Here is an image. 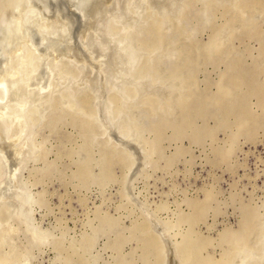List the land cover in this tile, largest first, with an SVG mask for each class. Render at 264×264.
<instances>
[{"label":"rangeland","instance_id":"rangeland-1","mask_svg":"<svg viewBox=\"0 0 264 264\" xmlns=\"http://www.w3.org/2000/svg\"><path fill=\"white\" fill-rule=\"evenodd\" d=\"M6 1L0 0V3H2L0 4V6L3 5V2ZM10 1L12 4L10 6H12L13 8L8 5L9 4L8 1L5 3V4L8 3L7 7L6 5L5 6L3 5L4 7H6L5 9L9 8L8 10H5L3 6L2 8L0 7V11L1 9L2 10L4 9L3 13L0 12L1 13L0 23L4 22V24L2 23L0 24L1 27L0 29L2 30V31L0 30V37H1L0 41H3L4 43L7 40L5 44L0 42V48L1 45L2 48L5 47L4 48L5 50L3 52L1 48L0 53L3 54L5 52L4 55L7 56V52H9L7 56L8 58L6 57L4 58L6 59V62L9 63L7 64L9 66L16 61L18 65L16 63H13L12 65L14 66L17 65L22 68V64L26 63L25 65H23L24 69L22 68V70L24 73L25 72L27 73L28 70V72L30 71L29 72L30 74L32 73V71L33 72L35 71V67H37V63L35 61V58L33 57V54L31 55V52H29L30 51L29 47H25L26 45L23 44L25 43V41L23 40H25V38L27 37L25 36V34L29 35L28 33L34 30L35 26L36 29H39L40 32H42L46 36V38H48L47 40H49V38L50 40L51 39L53 40L54 38L59 37L58 36L59 31H62L59 33L60 36L61 35L63 36V32L65 34H68L69 32L73 34L72 30L74 28L73 27L74 24L71 16H69L68 12H66L67 10L69 12L78 11L79 8L77 10L73 8H76L77 6L79 7L80 5V9H83V12H85L87 17L95 19L98 18L99 15L101 14L100 15L101 17H99V19H96L92 29L95 31L94 28L98 27L97 24L100 25L103 21L105 25L108 23L107 24L108 26H105L104 24L100 25L99 26L100 29L98 28V30L101 32L105 30L103 26L105 28L110 27V30L106 29L105 31H103V32L108 31V33H106L107 34L106 37L110 39L115 35L118 37L125 35V32H123L122 30L121 32L124 34H121L120 32L119 23H121L120 22L121 16L120 13H117L118 10L116 11V9H114L115 7L116 8L120 7L119 10H121L123 13H126L125 11L128 10L127 14L125 15H128L129 13L128 16L129 18L133 17L134 16L133 14H136L135 12H138V10L143 11V9H141L143 5L144 7H146V10H148V8L150 7H153L155 9L154 13L156 15L153 13L154 10L153 8L152 9L150 8L151 11H149L150 9L148 10L150 13L149 15H147L148 13L146 12V10H144L143 12L144 13L146 12L147 14L145 13L144 15L142 12L141 14L143 15L139 14L141 15L140 17L135 16V19H137L136 20L137 22L136 21L135 22L138 23L139 20L141 21L147 20V21L145 23L143 22L141 23L139 21L140 24H138L137 30L134 28L135 29V30L133 29L134 33L130 31L129 32L130 35H128V37L126 35V39H127L126 41L128 42V40H130L128 43L130 44L131 48L137 47L136 48L137 50L134 48L133 49L136 50V52L138 51L137 55H139L138 60L140 62L138 61L137 63L138 66L135 67L136 69L134 68L135 70L132 71V73L134 72L133 75L132 73L130 74L132 78L130 76L127 77V78L130 77L129 79H132L130 80L132 83L128 79L127 80L128 82L125 85L129 87V85L135 83V81L138 82L152 81V82H148L147 87L145 86L139 88L140 90H142L143 88V90L140 92L139 89L135 87V84H133L134 86L132 85L129 88L125 86V88L129 90V92L126 89L125 91L128 93L124 91V95L128 94L129 95V96L127 95L128 97L123 96L122 98H119V95L116 92H115L116 94L114 92L110 93V96L112 98L111 100L113 101L112 105L114 104L113 107L116 108L112 107L111 109L112 111L111 113L113 114L111 116H113L114 119H111L113 117L110 116L111 117L110 120L111 122L114 121V123H111L113 126L111 124L109 125L110 127L108 126L109 129L107 125H105L109 123L104 121V119L96 121L97 118L101 119L102 116L99 113L98 106L97 105H96L97 107L94 106L96 103H98L97 95H96L97 93L96 91H94V88L86 86L85 88L77 89L73 87L74 83H72L71 80H73L74 82L78 81L76 79L77 78L80 79L79 76L80 74H82V70H83V74L81 75L82 78L85 74L84 73L85 69H79L80 67L79 68L75 67L76 65L71 62H68L66 58H65L66 60L63 58L59 60V62L57 63L58 67H55V72L57 71L56 75L58 77L59 74H60V78L64 79L65 77L64 80L67 82V84L69 83L71 85L70 88L72 89H70L68 87L70 85L69 84L67 85L65 82L67 87L65 85V88L61 87V90L59 91H58L59 87L58 88L55 87L56 89L53 88L54 90L52 91L39 94L38 97L34 92L28 94V100L30 104L28 105V110H27L28 112L26 111V116H27L26 118L28 121L29 140L31 142L28 140L29 142L27 145L29 149L27 147L25 149L26 152L28 153H25L24 151L23 155H25V157L22 156L23 159L24 158L27 159L26 160L21 159V164H20L21 171L18 172L19 174L15 181L17 183L15 184L16 190H19L20 193L19 191L15 192L14 189L16 195H14L13 192V196L17 200L13 198V196L9 198L8 195L11 196L12 192L7 195H4L5 193L1 194L4 195V197L1 196L2 201L5 200L7 201V202L5 201L4 203L2 202V204L0 202L1 204L0 205L1 207L0 262L2 260L1 258L5 260L3 261L4 263L1 262L2 264H117V263L118 264H165L167 258L166 254L168 253V245L170 246L172 245L173 248L175 246H176L175 248H178L177 245L180 246L182 239H184L185 235L186 237L184 241L186 242L188 240L186 239L188 236L187 231L190 230V232H192L193 225H195L194 231L198 230L196 231V233L198 232V234H196L193 231L192 235L189 234L190 236L188 237H190L193 240H196L194 236H197L196 237L197 240L200 238V241L206 239L205 242L208 244V246H206V248L204 246L202 250H200L202 253L201 252L199 253H201L204 256L208 254L209 257L210 255L211 256L213 255L212 256L213 259H218L221 256L220 254L226 253L227 251L230 250L232 244L230 245L228 241L222 239L224 238L223 237L224 235L226 236L225 233L229 231L228 233L232 232L231 234H233L235 232L234 234H236V231L237 233L240 232L241 230L239 231V229H241L242 226L246 223L249 226L252 225L251 233L254 232L252 234L250 233L247 236V239L250 238L249 244L257 245V246L249 245V247L250 248L252 247V249L254 248L257 250L259 246L262 245L263 242L261 240L264 239L263 238L264 234L262 232V230H264L263 228L264 227L263 226L264 224V104H263L264 94H262L261 96L254 95L251 92L252 90L251 86L257 84L258 85L264 84V13H263L264 10L263 12H260V9L258 10L257 8H254L257 10H252L253 12L251 10L250 12L246 11L247 13L244 12L247 15L243 14V16H245L246 18L243 17L244 19L242 18V20L249 19L248 21H250L252 25L256 26L254 27L252 25L251 26L249 25L248 28L247 27L245 28V24L244 22H242V20L240 23L237 22L236 20H233L236 16H234L233 19H231L232 18L231 16L236 14L234 7H232L234 4V2H231L232 0L229 2L228 0L227 1L224 0H202V1L173 0L172 1L171 0L169 5L171 4V6L174 7L172 8L174 9V11L169 9V7H166V9L164 8L162 9V7L157 6L153 1L151 2V0L148 1L144 0L145 2L141 0L142 2H138V3L137 1L140 0H135L134 2H132V0H128V2L126 1V3L125 0L123 1L116 0V4L115 2L113 3L115 7L112 4L113 8L112 6L111 8H109L110 6L105 7L103 5L102 0H89V1L77 0L78 4L76 3L77 5L76 7H74L75 3L73 2V0H71V2L70 0H64L65 2L67 1L66 3L62 2L63 0H59L60 2L59 1L57 2V0H55L56 5L52 0H49L48 2L47 0L46 1L38 0V2L36 0H33L34 2L32 0L31 1L20 0V2L19 0H14L15 3L17 2V4H19L17 5L19 7H16L15 3H13L14 2L13 0ZM44 1L47 3H45ZM51 1L52 3L49 5V2ZM31 2H33L32 3L33 5H31ZM41 3L42 4L44 3L43 4L44 6ZM60 3L64 9L60 5ZM70 3L71 4L73 3L72 5L74 6L70 5ZM118 3L121 5H118ZM130 3H134V4L136 3L135 5L132 4V6H134V9L133 7H130L131 6ZM141 3L143 4L141 5ZM66 4L67 6H65ZM29 5H31L30 8H28ZM59 6H61V9L65 13L62 12L61 9H59L60 8ZM175 6H177V8ZM25 7L27 10L24 9ZM46 7L48 9H46ZM14 8H16V10ZM36 8L41 13L35 10ZM20 9L22 10V12H20ZM23 9L26 11H23ZM129 9H133L134 11L130 12ZM163 10L167 11V14H165ZM10 11L13 13H11ZM15 11L19 12L20 14L16 13ZM111 11H114L112 12L113 14L110 13ZM230 11L232 12L234 11L235 14L234 12L232 13ZM7 12H10V14ZM56 12L58 13L60 12V13L57 14ZM6 13L7 15L9 14L7 16L8 19L6 18ZM95 13L97 16L95 15ZM4 14L5 17H3ZM18 14L20 15V17ZM106 14L109 17H111L110 19L113 22L109 20V17L106 16ZM111 14L114 16L116 15L118 21L119 20L120 21L114 22L113 19L117 20V18H115L116 16L115 17L111 16ZM10 15H12L13 17ZM42 15L45 17H43ZM46 18L50 20L49 23ZM65 18L67 19L65 20ZM105 19L107 20V22L105 21ZM230 19L232 20L233 23L231 22ZM37 20H39L40 22L42 20L44 22L46 21L48 27L45 23L42 24L43 21L40 23L39 21L37 22ZM69 20L71 21L69 22ZM101 20L103 21L100 23ZM32 21L36 25L30 27L33 24ZM64 21L66 23L67 22L69 23V24L67 23L68 26L66 25V23L65 26H63ZM17 22L19 23L17 24ZM61 22L62 24L56 25V23H61ZM236 22L238 24L233 25ZM226 23H229L230 27L228 26L229 24ZM51 24L55 25L56 28L53 25L52 26L54 28L50 27L49 25ZM59 25L63 27L64 31L60 30V27H58ZM69 25H71L73 28L70 27ZM114 25L117 27H115ZM135 25L133 27H136ZM224 25H226L227 27H225ZM238 25L240 26V28H238L239 27ZM67 27L70 29V31H68L69 29ZM149 27L150 28L153 27L155 29L158 28L159 33L158 34L153 33ZM22 28L25 29L24 30L25 34L22 33L23 32ZM112 29L113 31H115V33L112 32ZM27 30H29V32ZM236 31L239 33H237ZM19 32H21L22 34ZM118 32L120 33L121 36L118 34ZM251 32H253V34H251ZM10 33L12 37L14 36L13 39L9 35ZM15 33H17V35ZM102 33H100L101 35L98 38L99 41L96 39L97 42H95L96 40H94V44H95L94 47H97L96 46L97 44L98 45L101 44L100 45L101 50L102 53L104 54L107 52L105 48L107 42L105 41V39L106 40L109 39L105 38L104 36L105 33L104 35ZM232 33H234L235 35L234 34L232 35ZM72 34L70 35L69 33L66 36L69 37L70 35L71 37ZM156 35H158V37L160 35L159 37L160 39H157L158 37ZM219 35L224 37L225 39L220 37ZM62 36L60 38H57L55 41L54 40L53 41L56 43L58 40L57 44L62 43L63 42L62 40L64 39L65 35L63 36V38ZM101 36L102 38L104 37L102 40L100 39ZM228 36L231 37L229 38ZM18 37H22V39H19ZM115 37L112 39H115ZM2 38L3 39L9 38V39L3 40ZM161 38L163 39L161 40ZM218 39L220 41H218ZM9 40L14 46H12L9 43L10 42ZM213 40L215 42H213ZM13 42H16L18 44H14ZM19 42H22L21 44H23V46H21ZM218 42H221L224 46H222V44ZM197 44L198 46H196ZM19 46H21V48ZM100 46L98 48H100ZM15 47L20 48L17 49V52H15V54L17 53L16 55L14 54L13 51V49L16 50ZM6 48H8L7 49L8 51L6 50ZM146 48L149 49L147 50L148 52L146 51ZM189 48L191 50L192 49L194 50H192L190 53ZM196 48L198 49L195 51ZM216 48H220L222 54H219L220 51L219 49L218 51H216L217 50ZM187 49H189L188 53H185L187 52ZM213 50H215L217 53L215 54ZM227 50L229 53L227 52ZM10 51L11 52L13 51L12 55ZM211 51H213L214 53L213 55L210 54L212 53ZM26 52L28 55L26 54ZM198 53H200L201 55H199ZM186 54H188L187 57ZM208 54L210 55L208 56ZM229 54H231L232 56H229ZM29 55L31 57H29ZM11 56L16 57L17 59L15 58L14 60V58ZM208 57L210 58L208 59ZM232 57H235V60L237 62L238 60L241 59L239 65L237 62H235L234 58ZM19 58H23L24 60H26V62L23 61V59L22 61H20ZM186 58L188 61L186 60ZM191 58L192 59L195 58V59L191 60ZM184 59L187 62L191 61L190 62L191 66H188L190 65V63L187 62L185 63ZM29 60H31L32 62L31 61L29 62ZM49 61L51 62L50 59L46 60V62L45 59H43L40 60L39 63L40 64L49 63ZM192 62L195 64H193ZM27 63L29 66L27 65ZM234 63L235 65H233ZM240 63H242V65ZM9 66H7V68ZM147 66L150 67L152 70ZM240 66L241 67L243 66L242 68H245V70L242 69ZM234 69H236V71ZM76 70L78 71L76 72ZM108 70L109 72L113 71V73L120 72V68L117 65L112 66V68ZM144 70L147 72H145ZM227 70H229V72ZM247 70L249 74L247 73ZM176 71L179 72L180 74L177 75L178 73L176 74ZM252 72L255 73V77ZM75 74L77 77L75 76ZM150 74L152 77L150 76ZM170 74H172V76H170ZM182 74L185 77H183ZM239 74H244V75L248 74L254 78L251 79V77L248 76V80H247L249 81L248 84L245 83L244 85L240 86L238 88L239 91L237 89L235 91L233 90L232 92L234 93L232 94L234 98L232 97L231 98L232 100L230 99L229 101L230 103H232L234 99H236L237 97L238 98L241 97L240 98L241 100L237 98V101L238 103L240 102V105L242 104V108L246 109L245 111L246 113L235 114L234 112H230V111L229 113L228 109H225V107H222L220 105L219 107L218 105H216L217 108L216 109L214 106L215 104H213L209 100H207L208 102L206 101L207 106L206 105L204 106L205 102H203L202 100H204L205 97L206 98L212 97L214 93L217 92V85L219 82H221V79L223 80L229 79ZM117 75H119V73ZM174 75H176L177 77ZM188 75L190 76L192 75L191 77L193 78L189 77L188 79ZM134 76H135V80H133ZM143 76L145 77L144 78L145 80L141 78ZM169 77L172 79H170ZM140 78L142 81L139 80ZM190 78L191 81H193L191 83L193 85L186 83V81L190 82ZM68 79L71 81V83ZM184 81L185 83H183ZM179 83L181 85L187 84V87L185 85L179 87L180 85ZM66 88L68 89L65 90ZM150 88H152V90ZM183 89L184 90L192 89L191 92L197 90L196 91L197 93L195 92V95L198 96H195L192 93V97H191L192 100L190 101L189 99V101L186 104L188 106V109H190L189 111L188 110L185 111L183 109L177 110L178 107L173 106L175 99H179V95L181 94ZM153 90H155L156 93L155 92L153 93ZM135 91L137 92L136 94L134 93L135 96H133L134 94L132 93ZM247 92L249 94H247ZM33 94H35V97H37L38 100L35 97L34 98L32 97V99L34 100L30 99V97L33 96ZM84 94H89L88 96H84V98L88 97L87 104L83 103L84 98L82 95ZM116 95L118 96L115 99H113V97ZM130 95L131 97H133V99L130 97ZM127 98H129V100H127ZM145 98H147L148 100ZM173 99L174 101H172L171 103V100ZM126 100L127 102L128 101L129 102L125 103ZM35 101L38 102L39 104L36 103ZM120 102L123 103L120 104ZM189 103L191 105H189ZM196 103H198L197 106L200 103L201 104L199 105L200 107L195 106ZM234 103L236 102H233V104ZM36 104H38L39 106ZM128 104L131 105L128 106ZM167 104L168 106L169 104H171L170 107H166L165 105ZM247 104H249V107ZM31 105L34 106L32 107ZM35 105L37 106V108ZM208 105H210V107ZM68 107L69 108L72 107V108L68 109ZM76 108L78 110H76ZM82 108L85 109V111L83 110L84 112L81 111ZM125 108L128 109L126 110ZM168 108L171 109L168 110ZM222 108H224L225 111H223ZM182 110L183 112H181ZM203 110L204 112L205 110L207 111L209 110V111L204 113ZM221 110L222 113L220 112ZM185 112L186 114L184 115ZM199 112L200 114H198ZM194 113L195 114L197 113L198 115H195ZM97 115L99 116L97 117ZM223 116L225 118H223ZM239 116L243 118L245 123L248 122L250 123L251 119H253L252 123L254 121L256 123L257 122L259 123H257L258 124L257 125L254 122L255 125L257 126H255L254 123L247 124L245 126V129H241L239 130V132H237L236 128L238 129V127L236 125L238 124L240 118ZM250 116L251 118H249ZM132 117H134V119ZM257 117L259 118V121H257L258 119L255 120V118ZM233 118L235 121H233ZM34 119H36V121H34ZM83 119L86 120V122H88L89 120L91 121L86 124V122L84 123ZM124 120L126 121L123 122ZM184 120L186 121L184 122ZM246 120H248V122H246ZM222 122L224 123L223 126L221 125ZM99 124H101L102 126H100ZM2 126L4 125L0 123V127L4 129V127ZM111 126L113 128V131L111 130L112 129ZM190 126H193V128H191ZM84 127L86 128L84 129ZM157 127L158 129L162 127L159 133L161 136H163V138L161 137L160 138L161 142L158 141L159 143L157 142L156 143L157 145L154 144L155 147H153L154 146L153 142H155L156 135H158L157 132L158 129H155ZM1 128H0V132L2 133ZM127 129L129 130L127 131ZM130 130L132 131L130 132ZM235 131L237 132L238 135L236 134ZM87 132L91 134L87 135ZM1 133H0L1 135L0 139L2 137ZM99 134H101L102 136ZM113 134L115 135L118 134L117 136L119 137V142L117 141L118 147L116 145V141H114L115 143L112 141L113 145H115V148H113V145H111L112 144V142H110L111 140H108L109 138H111L112 140H116L114 137L115 135L113 136ZM79 135L83 138H81ZM121 136L124 140L121 138ZM231 137L233 138L232 140ZM235 137L237 138L234 139ZM89 139L91 142L89 141ZM1 141L2 139L0 140V144H2ZM121 143H123V145ZM104 144H106L105 147L109 148V150H111L112 152L111 151L109 152V150L104 147ZM119 144L121 147L119 146ZM228 144L233 145V146L230 145L232 146L230 149L231 151L228 148L229 147ZM227 150L229 151L227 152ZM70 152L71 154L69 155ZM104 153L106 154L107 157L104 155ZM227 153H230L228 154L229 156L227 155ZM1 154H0V158L3 159L2 157L3 155L1 156ZM121 156L122 158L124 157L126 161L122 160ZM120 160L122 161V163L125 164L120 163L119 162ZM0 162L3 163V164L1 163L2 165H0V171L3 172L2 170L4 168V162L3 160H1ZM132 164L133 165L135 164L136 166L134 165L135 166L134 167ZM82 167L85 168V170L87 171L85 173L86 175L82 174L83 172ZM80 169H82V171ZM134 169H137L138 172H136ZM128 172L130 173L128 174ZM2 174L0 173V175ZM118 175L119 177H117ZM2 176L0 177V183L4 179ZM121 176L124 178H122ZM130 177L132 178V180ZM125 179H127L128 181H126ZM130 183L132 184L131 185L132 188L131 186H129ZM20 184L21 186L17 187ZM2 186L5 187V184H3ZM3 187L1 190L4 192ZM7 189L10 192L12 188L10 189L7 188ZM7 189H5V192L9 193L7 192L8 191ZM11 191H13V189ZM19 194H22V197ZM60 195H62V197ZM209 195L212 199L209 197ZM20 197L23 199L24 204L20 203L23 202ZM58 197L59 198L61 197L62 199L60 198L61 199L60 200ZM206 197L207 198L209 197L212 201L210 202V199L209 198L207 199ZM192 199L194 200V202ZM202 199L203 201H201ZM196 200L201 202L199 203ZM205 200L206 201L208 200L206 204H205ZM16 204H18L19 206ZM159 204L162 206V208ZM17 206L19 207V209H17L18 208ZM204 209L206 210L205 212ZM158 210H160V212ZM187 212L190 215H188ZM19 215L21 216V218ZM196 215H198L199 217ZM187 216L188 218L189 216H191L194 222H192L190 218L186 219ZM179 217L181 219L180 221H179ZM194 217H198V220L195 219ZM182 219L184 221H182ZM143 222L145 224H148V226L145 225ZM187 222L188 223L191 222L195 224L191 225V223L188 224ZM153 223H158L159 225H161L160 226L161 235L158 234V236H156L157 234L154 233L155 231L153 230V226H151V224ZM253 225L255 226V228L253 227ZM162 228L164 229V231ZM142 230L145 233L144 232H142V234L139 233V231ZM147 231L148 233H146ZM220 232L223 234H221ZM261 232L262 234L260 236ZM132 234L136 235V237ZM147 234L148 236H146ZM149 236L151 237L153 236L152 238L156 237L155 239L159 243V249H156L154 247V244H152V248L154 249L150 248L147 250L148 246L146 243H145L146 245L144 244V242L146 241L143 240H147V241L150 240L151 237L148 238ZM159 236L160 239L158 238ZM130 237L133 238L129 239ZM259 240L261 241L260 243ZM141 241L143 242L142 244H140ZM208 242L211 243L209 244ZM14 248L16 249L14 250ZM140 249L141 251H147V252L149 251L148 252L149 255L146 254L147 252L141 253ZM237 253H238V249L233 252L234 257L232 255L233 259L231 258L232 261H230V263L233 262V260L236 258V256L238 255ZM144 255L147 256L145 257ZM79 256H80V260H78ZM81 259H83L84 261H82Z\"/></svg>","mask_w":264,"mask_h":264},{"label":"bare ground","instance_id":"bare-ground-1","mask_svg":"<svg viewBox=\"0 0 264 264\" xmlns=\"http://www.w3.org/2000/svg\"><path fill=\"white\" fill-rule=\"evenodd\" d=\"M2 1H6V0H2ZM8 2H9V6L10 5H12L11 4V1L10 0H7ZM6 1V2H7ZM14 1V0H13ZM22 1H24V0H22ZM29 1H31V0H29ZM33 1V0H32ZM37 2H38V0H36ZM43 1V0H42ZM46 1V0H45ZM44 1V2H45ZM49 0H47V2H48ZM54 3L56 2L55 0H52ZM52 1L51 2H49V5L52 3ZM59 0H57V2H58ZM84 1V0H83ZM86 1H89V0H86ZM85 1V2H86ZM123 1V0H122ZM126 1L128 2V0H125V3H126ZM135 0H132V2H134ZM143 2H145L144 0H142ZM141 0L140 1H137V3L138 2H142ZM148 1V0H147ZM146 1V2H147ZM154 2L157 6H159V7H162V9L164 8V9H166V7H169V9H171V10H173L174 11V9H172V8H174V7H172L171 6V4L169 5V3H170V1L171 0H151V2ZM173 1V0H172ZM202 1V0H201ZM200 1V2H201ZM224 1H227V0H224ZM229 1H231V0H228V2ZM6 2H3V5L5 6L6 5V7H7V4H5ZM19 2H20V0H19ZM34 2V1H33ZM33 2H31V5H33L32 3ZM47 2H45V3H47ZM60 2V1H59ZM62 2H65L64 0L62 1ZM67 2V1H66ZM65 2V3H66ZM70 2H71V0H70ZM73 2L75 3V6L74 5H72L71 3H70V5H72V6H74V7H76L77 5H76V3L78 2L77 0L75 1V0H73ZM80 2V1H79ZM102 2H103V5L105 6V7H107V6H110L109 8H111V6H112V8H113V3L115 2V4H116V0H102ZM180 2H182V1H180ZM206 2V1H205ZM231 2H234V4H233V6L232 7H234V10H235V12H236V14H235V12H234V14L235 15H233V16H231L232 18L231 19H233V17L234 16H236L233 20H236L237 22H241V20H242V18L243 17H245V16H243V14H245L244 12H250V10L252 11V10H259L260 9V12H263V10H264V0H241V1H238V0H232ZM13 3H15V1L13 2ZM64 3V4H65ZM69 3V2H68ZM82 3H84V2H82ZM81 3V4H82ZM91 3H92V1H91ZM178 3H179V1H178ZM0 4H2V3H0ZM38 4V3H37ZM42 4V3H41ZM41 4H39V5H41ZM44 4V3H43ZM42 4V5H43ZM78 4V3H77ZM98 4V3H97ZM96 4V5H97ZM101 4V3H100ZM113 4V5H112ZM121 4H122V2H121ZM121 4H119L118 3V5H121ZM132 4L133 5H135L134 3H130V7H133V9H134V6H132ZM143 3H141V5H142ZM173 4H174V2H173ZM3 5H1L0 7L2 8V6ZM15 5H16V7H19V6H17V5H19V4H17V2L15 3ZM15 5H13V6H15ZM31 5H29L28 6V8H30V6ZM53 5V4H52ZM55 5H56V3H55ZM60 5H61V3H60ZM69 5V4H68ZM85 5V4H84ZM117 5V6H118ZM140 5V4H139ZM138 5V6H139ZM149 5V4H148ZM147 5V6H148ZM179 5H180V3H179ZM3 6V7H4ZM38 6V5H37ZM44 6V5H43ZM47 6V5H46ZM54 6V5H53ZM62 6V5H61ZM61 6H59L60 8L59 9H61ZM65 6H67V4L65 5ZM64 6V7H65ZM71 6V7H72ZM137 6V7H138ZM152 6V5H151ZM182 6V5H181ZM214 6V5H213ZM6 7H4V9L6 8ZM10 7H12V6H10ZM35 7V6H34ZM51 7V6H50ZM114 7H115V5H114ZM125 7V6H124ZM136 7V6H135ZM144 5L142 6V8L141 9H143V11L144 10H146V7H144ZM156 7V6H155ZM176 8H177V6H175ZM13 8V7H12ZM31 8H33V7H31ZM39 8V7H38ZM53 8H55V7H53ZM57 8H58V5H57ZM62 8H63V6H62ZM67 8V7H66ZM73 8V7H72ZM79 8V10L78 11H71V12H69L68 10L66 11V12H68V15L69 16H71V18H72V20H73V27L71 26V25H69L70 27H72L73 28V34L71 33V32H69L70 33V35L72 34V36L70 37V35H69V37L68 36H66V35H68V34H65L64 32H63V36L65 35V37H64V39L62 40L63 42L62 43H59V44H57V42H58V40H57V42L55 43L54 41L57 39V38H60L61 36H60V32H62V31H59L58 32V36L59 37H57V38H54L53 40L51 39L50 40V38H49V40H47L48 38H46V36L42 33V32H40V30L39 29H36V24L33 22V24L30 26V27H33V26H35V29L34 30H32V31H30V33H28L29 35H26L25 34V32H24V28H22L21 30L23 31L22 33L23 34H25V36H27L26 38H25V40H23V41H25V43H23V44H25L26 46L25 47H29V49H30V51L29 52H31V55L33 54V57L35 58V61H36V63H37V67H35V71L33 72L32 71V73L30 74L29 72H28V70H27V73L25 72H23V70H22V68L24 67L23 65H25V64H22V68L21 67H19V66H17L18 65V63L15 61V62H13V63H16L17 65H7V64H9V63H7L6 62V59H4L5 57L6 58H8L7 56H8V54H9V52H7V56L6 55H4V53L3 54H1L0 53V123L2 124V125H4V126H2V127H4V129H2L1 127V131H2V137H1V139H2V144H0L1 146H0V151H1V156L3 157V159H1V160H3V162H4V168H3V172H1L0 171V173L2 174V173H4V174H2V175H0V177L2 176L3 178V180H2V182L0 183L1 184V186L3 185V184H5V187H3L4 188V192L1 190L2 189V187L0 186V199L2 198L1 196H3L4 197V195H7V194H10L11 192V196L10 195H8L9 196V198H11L12 196H13V192H14V189H15V192H18L19 190H16V187H15V184H17L15 181H16V179H17V177H18V172L19 171H21L20 170V164H21V159H23V157L22 156H24L25 157V155H23L24 154V151H25V153H28V152H26V147L28 148V142L30 141L29 140V133H28V121H27V116H26V111L28 110V105L30 104L29 103V100H28V94L29 93H32V92H34L36 95H37V97H38V95L39 94H42V93H44V92H48V91H52V90H54L53 88H58L59 87V89H58V91L59 90H61V87H64L65 88V85L67 84V82L64 80L65 79V77H64V79L63 78H60V74H59V77L56 75V72H55V67H58V65H57V63L59 62V60L60 59H67L68 60V62H71V63H73V64H75L74 66L75 67H80L79 69H85L84 70V76L81 78V75L83 74V70H82V74H80V79L79 78H77L76 80H78V81H73V80H71L72 81V83H74L72 86L74 87V88H77V89H82V88H85L86 86H88V87H92V88H94V91H96V95H97V100H98V103H96L94 106H98V108H99V113L101 114V116H102V118H101V116H100V118L101 119H96V117H95V119H96V121L98 120H102V119H104V121H106V122H108L109 124H105V125H107V127L111 124V123H114V121L113 122H111V120H110V118L111 117H113V116H111V115H113L111 112V109H112V107H113V105H112V103H113V101L111 100L112 98H111V96H110V93L112 92H116L118 95H119V98H122L123 96H127L128 94H126V93H128L129 92V90L127 89V88H125V84L128 82L127 80L131 77V73H132V71L133 70H135L136 68L135 67H137L138 66V56L139 55H137L138 54V51L136 52V48H134L133 46V48L134 49H136V50H134L133 48H131V46H130V44L128 43L130 40H128V42L126 41L127 39H126V35H127V37H128V35H130L129 34V32L130 31H132L133 32V29L135 28L136 30H137V26H138V24H140L139 23V21L142 23H145L146 21L144 20V21H141V20H139L138 21V23H136L137 21V19H135V16H137V17H140L141 15H145V13L147 14V15H149L150 13H149V11H151V9L153 8V7H150V8H148V10H146V12L144 13L143 11H139L137 8V10H138V12H135L136 14H131L133 17H131V18H129L128 16H129V13H128V15H125V14H127V9H125V10H127V11H125L126 13H123L121 10H119V8H114V9H116V11L118 10V12L117 13H120V16H121V23H119L120 24V32H121V30L123 31V32H125V35H123V36H121L120 35V33L118 32V34L121 36V37H118V36H114L115 37V39H112V38H114V37H112L111 39L110 38H107L106 37V33H108V31L107 32H103V31H105L106 29H109L110 30V27L108 28H105L104 26H103V28L105 29V30H103V31H99L98 30V28H99V26L100 25H102V24H104V21L103 20H101L100 21V25H98L97 24V28H94L95 29V31L92 29L93 28V25H94V23H95V21H96V19H99V17H101L100 15H99V17L98 18H95V19H92V18H90V17H87V15L85 14V12H83V9H80V5H79V7L77 6L76 8H73V9H78ZM123 8V7H122ZM121 8V9H122ZM158 8V7H157ZM156 8V9H157ZM254 8H257V9H254ZM4 9L2 10L1 9V13H3V11H4ZM9 9V8H8ZM8 9H5V10H8ZM15 10H16V8H14ZM18 9V8H17ZM22 9V8H21ZM20 9V12H22V10ZM24 9H26V7L24 8ZM23 9V11H26V10H24ZM46 9H48L47 7H46ZM64 9V8H63ZM133 9H129L130 10V12L131 11H134ZM135 9V10H136ZM154 9V8H153ZM261 9H262V11H261ZM35 10H37V8L35 9ZM42 10V9H41ZM53 10V9H52ZM62 10V9H61ZM136 10V11H137ZM159 10V9H158ZM12 11V10H11ZM10 11V12H11ZM18 11V10H17ZM38 11V10H37ZM44 11H46V10H44ZM57 11H60V10H57ZM115 11V10H114ZM114 11H111L110 13H112V12H114ZM115 11V12H116ZM164 12H165V14H167V11H165V10H163ZM179 11V10H178ZM203 11V10H202ZM10 12H7V13H9L10 14ZM16 12V11H15ZM38 12H40V11H38ZM48 12V11H47ZM46 12V13H47ZM50 12H51V9H50ZM62 12H64L63 10H62ZM143 12V14H141ZM155 12V9L153 10V13ZM157 12H159V11H157ZM170 12V11H169ZM230 12H232V11H230ZM232 12V13H233ZM246 12V13H247ZM253 12V11H252ZM0 13V14H1ZM5 13V12H4ZM7 13H6V18H7V16L9 15H7ZM11 13H13V12H11ZM16 13H19V12H16ZM41 13V12H40ZM40 13H39V15H40ZM57 14H59L58 12H56ZM55 13V14H56ZM65 13V12H64ZM64 13H62V14H64ZM92 13V12H91ZM99 13V12H98ZM110 13H109V15H110ZM132 13H134V12H132ZM152 13V12H151ZM152 13V14H153ZM255 13V12H254ZM253 13V14H254ZM259 13V12H258ZM264 13V12H263ZM20 14V13H19ZM18 14V15H19ZM45 14V13H44ZM49 14V13H48ZM52 14V13H51ZM89 14V13H88ZM108 14V13H107ZM106 14V16H108ZM113 14V13H112ZM111 14V16H114V15H112ZM139 14H141V15H139ZM155 14V13H154ZM159 14V13H158ZM262 14V13H261ZM46 15V14H45ZM50 15V14H49ZM66 15H67V13H66ZM95 15H96V13H95ZM119 15V14H118ZM130 15V16H131ZM139 15V16H138ZM156 15V14H155ZM160 15H162V14H160ZM232 15V14H231ZM245 15H247V14H245ZM1 16V15H0ZM10 16H12V15H10ZM43 16V15H42ZM90 16V15H89ZM97 16V15H96ZM105 16V15H104ZM116 16V15H115ZM114 16V17H115ZM120 16H118V17H120ZM249 16H250V14H249ZM262 16V15H261ZM3 17H5V14H4V16ZM13 17V16H12ZM17 17V16H16ZM16 17H14V18H16ZM19 17H20V15H19ZM18 17V18H19ZM40 17H41V15H40ZM43 17H45V16H43ZM52 17V16H51ZM62 17V16H61ZM109 17V16H108ZM150 17V16H149ZM1 18V17H0ZM13 18V19H14ZM67 18H69V17H67ZM67 18H65V20L67 19ZM106 18V17H105ZM111 17H109V20L111 21V22H113L111 19H110ZM113 18V17H112ZM115 18H117V16L115 17ZM154 18V17H153ZM246 18V17H245ZM8 19V18H7ZM47 20H48V18H46ZM108 19V18H107ZM141 19H142V17H141ZM144 19V18H143ZM230 19V20H231ZM244 19V18H243ZM251 19V18H250ZM45 20V19H44ZM61 20V19H60ZM114 20V22H119L118 21V18H117V20H115V19H113ZM161 20V19H160ZM249 20V19H248ZM248 20H242V22H244V24H245V28L247 27L248 28V26L250 25H252L251 23H250V21H248ZM6 21V20H5ZM39 20H37V22H38ZM43 21V20H42ZM41 21V22H42ZM49 21L50 20H48V23H49ZM57 21V20H56ZM68 21V20H67ZM71 20H69V22H70ZM105 21L107 22V20L105 19ZM109 21V22H110ZM136 21V22H135ZM152 21V20H151ZM155 21V20H154ZM36 22V23H37ZM40 22V21H39ZM40 22V23H41ZM58 22V21H57ZM110 22V23H111ZM153 22V21H152ZM231 22H232V20H231ZM230 22V23H231ZM234 23L233 25H235V24H238V23ZM2 24H4V22H1ZM0 23V24H1ZM19 22H17V24H18ZM25 23V22H24ZM43 23H45L46 24V21L44 22H42V24ZM64 23V25L63 26H65V21L63 22ZM68 23V22H67ZM67 23H66V25H67ZM96 23H98V22H96ZM136 25H135V24ZM233 23V22H232ZM253 23V22H252ZM41 24V25H42ZM58 24H62V22L61 23H56V25H58ZM69 24V23H68ZM108 24V23H107ZM105 25V26H108V25ZM112 24V23H111ZM118 24V23H117ZM153 24V23H152ZM151 24V25H152ZM226 24H229V23H226ZM243 24V23H242ZM242 24H241V27H242ZM254 24V23H253ZM5 25H6V22H5ZM40 25V26H41ZM47 25V27H48V24H46ZM53 24H51V25H49L50 27H52V28H54L55 27V25H53ZM136 26V27H133V26ZM155 25V24H154ZM161 25H163V24H161ZM208 25V24H207ZM240 25V24H239ZM238 25V26H239ZM3 26V25H2ZM45 26V25H44ZM68 26V25H67ZM115 26V25H114ZM225 27H227L226 25H224ZM229 27H230V24L228 25ZM237 26V25H236ZM252 26H254V27H256L255 25H252ZM12 27H13V25H12ZM22 27H24V26H22ZM28 27H29V25H28ZM58 27H60V30H63V27H61L60 25L58 26ZM115 27H117V26H115ZM167 27V26H166ZM235 27V26H234ZM243 27H244V25H243ZM1 28V27H0ZM17 28V27H16ZM19 28V27H18ZM38 28H40V27H38ZM42 28H43V26H42ZM45 28V27H44ZM56 28V27H55ZM62 28V29H61ZM68 28V27H67ZM102 28V29H103ZM112 28V27H111ZM150 28V27H149ZM238 28H240V26L238 27ZM69 29V28H68ZM100 29V28H99ZM134 29V30H135ZM151 29V31L153 32V33H156V34H158L159 32H158V28H150ZM226 29V28H225ZM250 29V28H249ZM1 30V29H0ZM44 30V29H43ZM42 30V31H43ZM54 30V29H53ZM58 30H59V28H58ZM66 30V29H65ZM92 30H93V32H92ZM116 30V29H115ZM143 30V29H142ZM218 30V29H217ZM223 30V29H222ZM228 30H229V28H228ZM243 30V29H242ZM251 30H253V29H251ZM2 31V30H1ZM13 31H15V30H13ZM18 31V30H17ZM28 32H29V30H27ZM57 31V30H56ZM64 31V30H63ZM68 31H70V29L68 30ZM119 31V30H118ZM148 31H149V29H148ZM163 31H164V29H163ZM221 31V30H220ZM235 31V30H234ZM239 31V30H238ZM244 31H246V30H244ZM255 31V30H254ZM253 31V32H254ZM97 32V33H96ZM103 32V33H102ZM112 32L113 33H115V31H113V29H112ZM217 32V31H216ZM216 32H215V34H216ZM233 32V31H232ZM237 32V31H236ZM246 32H248V31H246ZM253 32H251V34H253ZM5 33H6V31H5ZM19 33H21V32H19ZM21 33V34H22ZM57 33V32H56ZM100 33H102L103 35H104V33H105V38H107V39H109V40H106L105 39V41L107 42V44H106V46H105V48H106V53H102V50H101V44L100 45H96L97 47H94L95 46V44H94V40H98V38L100 37ZM111 33V32H110ZM112 33V34H113ZM134 33V32H133ZM133 33H132V35H133ZM139 33H140V31H139ZM230 33H231V30H230ZM235 33V32H234ZM234 33H232V35L234 34ZM237 33H239V32H237ZM4 34V33H3ZM16 35H17V33H15ZM121 34H124V33H122L121 32ZM150 34V33H149ZM164 34H166V33H164ZM6 35V34H5ZM11 37H12V35H11V33L9 34ZM8 35V36H9ZM15 35V36H16ZM20 35V34H19ZM114 35V34H113ZM112 35V36H113ZM138 35V34H137ZM229 35V34H228ZM235 35V34H234ZM250 35V34H249ZM7 36V37H8ZM63 36H62V38H63ZM141 36V35H140ZM157 37H158V35H156ZM208 36V35H207ZM215 36V35H214ZM220 36V35H219ZM3 37V36H2ZM6 37V36H5ZM14 37V36H13ZM13 37H12V39H13ZM109 37V36H108ZM110 37H111V34H110ZM152 37V36H151ZM150 37V38H151ZM159 37H160V35H159ZM157 38V39H160V38ZM161 37H162V35H161ZM220 37H222V36H220ZM220 37H219V39H220ZM229 37V36H228ZM231 37V36H230ZM229 37V38H230ZM1 38V37H0ZM16 38V37H15ZM19 39H22V37H18ZM67 38V39H66ZM104 38V37H103ZM102 38V36H101V40L103 39ZM154 38V37H153ZM156 38V37H155ZM215 38V37H214ZM222 38H224V37H222ZM228 38V39H229ZM3 39V38H2ZM1 39V40H2ZM4 39H9V38H4ZM3 39V40H4ZM66 39V40H65ZM129 39V38H128ZM131 39V38H130ZM156 39V40H157ZM163 38H161V40H162ZM218 39V41H220ZM225 39V38H224ZM223 39V40H224ZM237 39H238V37H237ZM11 40V39H10ZM9 40V41H10ZM59 40H61V39H59ZM97 40L95 41V42H97ZM111 40V41H110ZM142 40V39H141ZM222 40V41H223ZM231 40V39H230ZM8 41V42H9ZM17 41V40H16ZM21 41V40H20ZM22 41V42H23ZM99 41V40H98ZM149 41V40H148ZM159 41V40H158ZM167 41V40H166ZM227 41H229V40H227ZM226 41V42H227ZM1 43H3V41H0ZM5 42H7V40L5 41ZM5 42L3 43V44H5ZM22 42H19V44L21 45V46H23V44H21ZM60 42V41H59ZM100 42H102V41H100ZM154 42V41H153ZM152 42V43H153ZM160 42V41H159ZM213 42H215L214 40H213ZM11 45H12V43H11V41L9 42ZM14 44H18V43H16V42H13ZM110 43V44H109ZM151 43V44H152ZM218 43H221V42H218ZM225 43V42H224ZM129 44V45H128ZM156 44H157V42H156ZM166 44V43H165ZM184 44V43H183ZM206 44H208V43H206ZM210 44V43H209ZM211 44H213V43H211ZM222 44V43H221ZM220 44V45H221ZM226 44V43H225ZM10 45V46H11ZM186 45V44H185ZM219 45V44H218ZM227 45V44H226ZM5 46V45H4ZM3 46V47H4ZM12 46H14V45H12ZM15 46H17V45H15ZM21 46H19L20 48H21ZM100 46V48H98ZM103 46V45H102ZM195 46V45H194ZM196 46H198V44L196 45ZM207 46V45H206ZM206 46H203V47H206ZM212 46V45H211ZM215 46V45H214ZM222 46H224L223 44H222ZM221 46V47H222ZM247 46H249V45H247ZM7 47V46H6ZM16 48V50H14L13 49V51H14V54H15V52H17V49H20V48ZM147 47V46H146ZM152 47V46H151ZM150 47V48H151ZM157 47V46H156ZM170 47V46H169ZM184 47V46H183ZM218 47V46H217ZM1 48H2V45H1ZM1 48H0V51H1ZM5 48V47H4ZM4 48H2V52L5 50ZM10 48V47H9ZM149 48V47H148ZM187 48V47H186ZM199 48V47H198ZM198 48H196L195 49V51L198 49ZM211 48V47H210ZM223 48H225V47H223ZM222 48V49H223ZM239 48V47H238ZM8 48H6V50H7ZM102 49H103V47H102ZM144 49H145V47H144ZM190 49V48H189ZM189 49H187V52H185V53H188V50ZM205 49V48H204ZM203 49V50H204ZM207 49H208V47H207ZM217 50L216 51H218V49H219V54H222V52H221V50H220V48H216ZM10 50V49H9ZM12 50V49H11ZM22 50V49H21ZM101 52H100V51ZM147 50H149V49H147L146 48V51ZM171 50V49H170ZM174 50V49H173ZM192 50H194V49H192ZM191 49H190V53H191V51H192ZM8 51V50H7ZM12 51V52H13ZM18 51H20V50H18ZM144 51V50H143ZM145 51V52H146ZM205 51V50H204ZM214 52H215V54L217 53L215 50H213ZM213 51H211L212 53H210L211 55H213L214 53H213ZM11 52V51H10ZM12 52H11V55H12ZM23 52V51H22ZM27 52H28V50H27ZM27 52H26V54H27ZM148 52V51H147ZM197 52H200V51H197ZM227 52H228V50H227ZM24 53V52H23ZM110 53V54H109ZM140 53V52H139ZM143 53V52H142ZM203 53V52H202ZM229 53V52H228ZM17 54V53H16ZM15 54V55H16ZM21 54V53H20ZM25 54V55H26ZM109 54V55H108ZM146 54V53H145ZM151 54H152V52H151ZM199 55H201L200 53H198ZM210 54H208V56L210 55ZM232 54V53H231ZM231 54H229V56H232ZM234 54V53H233ZM3 55H4V57H3ZM19 55V54H18ZM28 55V54H27ZM144 55V54H143ZM237 55V54H236ZM14 56V55H13ZM13 56H11V57H13ZM23 56V55H22ZM147 56V55H146ZM146 56H144V57H146ZM174 56V55H173ZM188 56V54H186V57ZM193 56V55H192ZM191 56V57H192ZM29 57H31L30 55H29ZM152 57V56H151ZM159 57V56H158ZM190 57V56H189ZM200 57V56H199ZM207 57V56H206ZM210 57H212V56H210ZM210 57H208V59L210 58ZM218 57V56H217ZM239 57V56H238ZM237 57V58H238ZM14 58V60H15V58L16 57H13ZM24 58H25V56H24ZM142 58H143V56H142ZM215 58V57H214ZM232 58H234V60H235V57H232ZM231 58V59H232ZM240 58V57H239ZM12 59V58H11ZM10 59V60H11ZM17 59V58H16ZM20 59V61H22V59L23 58H19ZM43 59H45V62H46V60H51V62L49 61V63H39L40 62V60H43ZM65 59V60H66ZM193 59H195V58H193ZM192 58H191V60H193ZM216 59V58H215ZM226 59H228V58H226ZM9 60V61H10ZM28 60V59H27ZM32 60V59H31ZM31 60H29V62L31 61ZM143 60V59H142ZM186 60H187V58H186ZM190 60V59H189ZM18 61V60H17ZM23 61H25L26 62V60H24L23 59ZM184 61H185V59H184ZM188 61V60H187ZM187 61H185V63L187 62ZM198 61V60H197ZM233 61V60H232ZM32 62V61H31ZM44 62V61H43ZM62 62V61H61ZM140 62V61H139ZM191 62V61H190ZM190 62H187V63H190ZM234 62V61H233ZM235 62H237L236 60H235ZM239 62H241V59L240 60H238V65H239ZM144 63V62H143ZM193 63V62H192ZM232 63V62H231ZM34 64H35V62H34ZM72 64V65H73ZM193 64H195V63H193ZM241 65H242V63H240ZM20 65V64H19ZM27 65H28V63H27ZM30 65H31V63H30ZM115 65H117V66H119V68H120V72H118L119 73V75H117L118 73L117 72H114V73H116V74H114L113 73V71L110 73L109 72V70L108 69H111L112 68V66H115ZM233 65H235V63L233 64ZM233 65H231V66H233ZM238 65H237V68H238ZM7 66H9L8 68H7ZM12 66V67H11ZM29 66V65H28ZM188 66H191V63H190V65H188ZM34 67V66H33ZM67 67V66H66ZM148 67V66H147ZM241 67V66H240ZM239 67V68H240ZM243 67V66H242ZM241 67V68H242ZM10 68V69H9ZM135 68V69H134ZM140 68V67H139ZM148 68H150V67H148ZM147 68V69H148ZM232 68V67H231ZM236 68V69H237ZM9 69V70H8ZM24 69V68H23ZM77 69V68H76ZM78 69V70H79ZM151 69V68H150ZM179 69V68H178ZM177 69V70H178ZM236 69H234L235 71H236ZM242 69H244L245 70V68H242ZM241 69V70H242ZM255 69V68H254ZM257 69V68H256ZM32 70V69H31ZM78 70H76V72L78 71ZM152 70V69H151ZM181 70V69H180ZM233 70V69H232ZM9 71V72H8ZM61 71V70H60ZM145 71V70H144ZM228 72H229V70H227ZM240 71V70H239ZM249 71H250V69H249ZM80 72H81V70H80ZM145 72H147V71H145ZM244 72V71H243ZM134 73V72H133ZM133 73H132V75H133ZM142 73H144V72H142ZM173 73H175V72H173ZM178 73V74H177ZM182 73V72H181ZM232 73H234V72H232ZM237 73V72H236ZM235 73V74H236ZM247 73H248V70H247ZM253 73V72H252ZM257 73V72H256ZM114 76H113V75ZM140 74V73H139ZM146 74V73H145ZM176 74L177 75H179L180 73L179 72H177L176 71ZM225 74H227V73H225ZM249 74V73H248ZM248 74H246V75H244V74H239V75H235V76H233V77H231V78H229V79H225V80H223V79H221V82H219L218 83V85H217V92L216 93H214V95L212 96V97H210V98H206L205 97V99L204 100H202L203 102H205L204 103V106L206 105V101L207 100H209L210 102H212L213 104H215L214 106H215V108H216V105H218V107H219V105L220 106H222V107H225V109H228V112L230 111V112H234L235 114L236 113H240V114H244V113H246L245 111H246V109L245 108H242V104L240 105V102L238 103V101H237V98L236 99H234L233 100V102H236V103H234L233 104V102L232 103H230V99L233 97L234 98V96H233V94L232 93H234V92H232L233 90L235 91L236 89L238 90V88L240 87V86H242V85H244L245 83H247L248 84V82L249 81H247L248 80V76L249 77H251L250 75H248ZM251 74V73H250ZM254 74V77H255V73H253ZM65 75V74H64ZM68 75V74H67ZM79 75V74H78ZM117 75V76H116ZM137 75H138V72H137ZM141 75V74H140ZM69 76V75H68ZM68 76H67V78H68ZM73 76V75H72ZM75 76H76V74H75ZM128 76H130L129 78H127ZM145 76V75H144ZM141 77V78H143V80H145L144 78L145 77ZM150 76H151V74H150ZM160 76V75H159ZM170 76H172V74H170ZM174 76H176V75H174ZM182 76H183V74H182ZM181 76V77H182ZM187 76V75H186ZM192 76V75H191ZM190 75H188V79H189V77H191ZM62 77V76H61ZM77 77V76H76ZM140 77V76H139ZM138 77V78H139ZM152 77V76H151ZM161 77H163V76H161ZM177 77V76H176ZM179 77V76H178ZM183 77H185V76H183ZM254 77H251V79L252 78H254ZM75 78V77H74ZM73 78V79H74ZM132 78V77H131ZM141 78L139 79V80H141ZM170 78V77H169ZM187 78V77H186ZM185 78V79H186ZM191 78H193V77H191ZM191 78H190V82H188V81H186V83H189L190 85H193V84H191L193 81H191ZM147 79V78H146ZM170 79H172V78H170ZM174 79H176V78H174ZM180 79H182V78H180ZM250 79V78H249ZM250 79V80H251ZM69 80V79H68ZM75 80V79H74ZM130 80H132V79H129V81ZM133 80H135V76H134V78H133ZM154 80V79H153ZM194 80V79H193ZM220 80V79H219ZM70 81V80H69ZM71 81H70V83H71ZM142 81V80H141ZM253 81H254V79H253ZM65 82H66V84H65ZM131 82V81H130ZM129 82V83H130ZM145 82H147V81H145ZM145 82H138V81H135V83H133V84H135V87L137 88V89H139V88H141V87H147L148 86V82H152V81H148L147 83H145ZM170 82V81H169ZM252 82V81H251ZM250 82V83H251ZM132 83V82H131ZM158 83V82H157ZM183 83H185V81L183 82ZM211 83V82H210ZM249 83V84H250ZM69 84V83H68ZM67 84V85H68ZM133 84H130L129 85V87L130 86H132ZM151 84V83H150ZM168 84V83H167ZM166 84V85H167ZM180 84V83H179ZM254 84V83H253ZM67 85H66V87H67ZM70 85V84H69ZM156 85V84H155ZM162 85V84H161ZM181 85V84H180ZM179 85V87H182L183 85H185V84H183V85H181L180 86ZM134 86V85H133ZM159 86V85H158ZM157 86V87H158ZM186 87H187V84L185 85ZM245 86H247V85H245ZM244 86V87H245ZM69 88L71 87V85L70 86H68ZM126 87H128V86H126ZM128 87V88H129ZM154 87V86H153ZM193 87V86H192ZM55 88V89H56ZM184 88V87H183ZM190 88H191V86H190ZM194 88V87H193ZM251 88H252V90H251V92L254 94V95H259V96H261L262 94H264V84H261V85H254V86H251ZM250 88V89H251ZM68 88H66L65 90H67ZM70 89H72V88H70ZM89 89V88H88ZM128 90V92H126L125 90ZM151 90H152V88H150ZM62 90H63V88H62ZM73 90H75V89H73ZM91 90V89H90ZM142 90H143V88H142ZM142 90H140L139 89V92L140 91H142ZM179 90H181V89H179ZM196 90V89H195ZM212 90V89H211ZM93 91V92H94ZM124 91L126 92L125 94L126 95H124ZM147 91H150V90H147ZM192 91V89L191 90H187V89H183L182 90V92H181V94L179 95V99H175V101H174V99L173 100H171V103H172V101H174V103H173V106H175V107H178V109L177 110H179V109H183V110H190V109H188V106L186 105L187 104V102L189 101V99H190V101L192 100L191 99V97H192V93L195 95V92L197 91H193V92H191ZM210 91V90H209ZM208 91V92H209ZM239 91V90H238ZM57 92V91H56ZM136 92L137 91H135V92H133L132 94H136ZM155 92V90H153V93ZM158 92V91H157ZM206 92V91H205ZM58 93V92H57ZM86 93V92H85ZM115 93V94H116ZM152 93V94H153ZM156 93V92H155ZM174 93V92H173ZM197 93V92H196ZM238 93V92H237ZM35 94H33V96H31L30 97V99L31 100H34V99H32V97L34 98L35 97ZM54 94V93H53ZM114 94V95H115ZM135 94L133 95V96H135ZM146 94V93H145ZM209 94V93H208ZM211 94V93H210ZM240 94H242V93H240ZM247 94H249L248 92H247ZM31 95V94H30ZM60 95V94H59ZM81 95V94H80ZM79 95V96H80ZM89 94H84V95H82L83 96V98H84V96H88ZM113 95V94H112ZM118 95H116V96H112L113 97V99H115ZM154 95V94H153ZM153 95H152V97H153ZM155 95H157V94H155ZM78 96V95H77ZM129 96V95H128ZM127 96V97H128ZM138 96V95H137ZM167 96V95H166ZM171 96V95H170ZM177 96V95H176ZM195 96H198V95H195ZM199 96H201V95H199ZM207 96V95H206ZM211 96V95H210ZM37 97H35L36 99H37ZM42 97V96H41ZM40 97V98H41ZM130 97H131V95H130ZM148 97V96H147ZM149 97H151V96H149ZM82 98V97H81ZM82 98V99H83ZM132 99H133V97H131ZM130 98V99H131ZM135 98V97H134ZM158 98H159V96H158ZM157 98V99H158ZM178 98V97H177ZM196 98V97H195ZM199 98V97H198ZM241 98V97H240ZM240 98H238V99H240ZM258 98V97H257ZM263 98V97H262ZM261 98V99H262ZM136 99V98H135ZM145 99H147V98H145ZM161 99V98H160ZM246 99V98H245ZM259 99V98H258ZM260 99V100H261ZM38 100V99H37ZM89 100H90V98H89ZM96 100V99H95ZM120 100H123V99H120ZM127 100H129V98H127ZM127 100H126V102L125 103H128L127 102ZM148 100V99H147ZM154 100V99H153ZM232 100V99H231ZM241 100V99H240ZM243 100V99H242ZM247 100V99H246ZM49 101V100H48ZM87 101H88V97H86V98H84L83 99V103L84 104H87ZM142 101V100H141ZM151 101V100H150ZM194 101V100H193ZM199 101V100H198ZM245 101V100H244ZM252 101V100H251ZM33 102V101H32ZM31 102V103H32ZM36 102V101H35ZM44 102V101H43ZM42 102V103H43ZM61 102V101H60ZM68 102V101H67ZM132 102H133V100H132ZM155 102V101H154ZM195 102V101H194ZM208 102V101H207ZM261 102V101H260ZM36 103H38V102H36ZM56 103V102H55ZM66 103V102H65ZM123 103V102H122ZM121 102H120V104H122ZM143 103V102H142ZM211 103V104H212ZM242 103V102H241ZM246 103V102H245ZM35 104V103H34ZM39 104V103H38ZM38 104H36V105H38ZM83 104V105H84ZM115 104H117V103H115ZM156 104V103H155ZM197 104L198 103H196V105L195 106H197ZM208 104H210V103H208ZM264 104V103H263ZM35 105V106H36ZM129 105H131V104H128V106ZM170 105L171 104H169V106H168V104L167 105H165L166 107H170ZM189 105H191L190 103H189ZM199 105H201L200 103H199ZM198 105V106H199ZM203 105V104H202ZM248 105V107H249V104H247ZM32 106V105H31ZM34 106V105H33ZM32 106V107H33ZM39 106V105H38ZM65 106H66V104H65ZM64 106V107H65ZM71 106H73V105H71ZM78 106V105H77ZM96 106V107H97ZM147 106V105H146ZM194 106V105H193ZM197 106V107H198ZM207 106V105H206ZM209 107H210V105H208ZM213 106V105H212ZM59 107V106H58ZM123 107V106H122ZM135 107V106H134ZM141 107H142V105H141ZM159 107V106H158ZM165 107V108H166ZM200 107V106H199ZM36 108H37V106H36ZM72 108V107H71ZM71 108H69L68 107V109H71ZM87 108V107H86ZM113 108H116V107H113ZM193 108V107H192ZM191 108V109H192ZM202 108H205V107H202ZM212 108V107H211ZM35 109V108H34ZM39 109V108H38ZM37 109V110H38ZM60 109V108H59ZM117 109H118V107H117ZM126 109V108H125ZM128 109V108H127ZM126 109V110H127ZM139 109H140V107H139ZM151 109V108H150ZM171 108H168V110H170ZM207 109V108H206ZM217 109V108H216ZM223 109V111H225L224 110V108H222ZM263 109V108H262ZM36 110V109H35ZM40 110H41V108H40ZM39 110V111H40ZM76 110H78L77 108H76ZM85 111V109H83L82 108V112H84ZM92 110V109H91ZM97 110V109H96ZM115 110V109H114ZM143 110V109H142ZM147 110V109H146ZM152 110V109H151ZM158 110V109H157ZM183 110L181 111V112H183ZM196 110H197V108H196ZM44 111V110H43ZM73 111V110H72ZM98 111V110H97ZM116 111V110H115ZM149 111V110H148ZM209 111V110H208ZM207 110H205V112H208ZM28 112V111H27ZM53 112V111H52ZM88 112V111H87ZM121 112H122V110H121ZM152 112V111H151ZM180 112V111H179ZM203 112H204V110H203ZM202 112V113H203ZM204 112V113H205ZM221 113H222V110L220 111ZM229 112V113H230ZM255 112V111H254ZM36 113V112H35ZM48 113V112H47ZM80 113V112H79ZM78 113V114H79ZM92 113V112H91ZM98 113V114H99ZM115 113V112H114ZM120 113V112H119ZM220 113V114H221ZM250 113H252V112H250ZM257 113V112H256ZM31 114V113H30ZM82 114V113H81ZM84 114V113H83ZM186 114V112L184 113V115ZM189 114H190V112H189ZM193 114V113H192ZM195 114V113H194ZM198 114H200V112L198 113ZM197 113L195 114V115H198ZM49 115V114H48ZM56 115V114H55ZM86 115V114H85ZM94 115V114H93ZM78 116V115H77ZM81 116V115H80ZM99 115H97V117H98ZM111 116V117H110ZM152 116H154V115H152ZM181 116V115H180ZM183 116V115H182ZM228 116V115H227ZM237 116V115H236ZM235 116V117H236ZM88 117V116H87ZM121 117H122V115H121ZM124 117H126V116H124ZM124 117H123V119H124ZM184 117V116H183ZM240 117V116H239ZM256 117V116H255ZM133 119H134V117H132ZM131 118V119H132ZM223 118H225L224 116H223ZM231 118V117H230ZM238 118V117H237ZM237 118H235V119H237ZM241 118V119H240ZM239 118V121H238V124L236 125L237 127H238V129L236 128V131L237 132H239V130H241V129H245V126L247 125V124H250V123H252V120L253 119H251V122L249 123L248 122V120H246V122H248V123H245V121L243 120V118L242 117H240ZM247 118V117H246ZM249 118H251V116L249 117ZM254 118V117H253ZM85 119V118H84ZM83 119V120H84ZM91 119V118H90ZM92 119H93V116H92ZM108 119H109V121H108ZM111 119H114V117L113 118H111ZM258 119V120H257ZM130 120V119H129ZM229 120V119H228ZM255 120H257V121H259V118L257 117V118H255ZM34 121H36V119H34ZM82 121V120H81ZM91 120H89L88 122H90ZM126 120H124L123 122H125ZM182 121V120H181ZM186 120H184V122H185ZM233 121H235L234 120V118H233ZM250 121V120H249ZM77 122V121H76ZM86 122V120H84V123ZM88 122H86V124L88 123ZM94 122V121H93ZM103 122V121H102ZM116 122V121H115ZM120 122V121H119ZM131 122V121H130ZM191 122V121H190ZM225 122V121H224ZM255 122V121H254ZM253 122V123H254ZM67 123V122H66ZM83 123V122H82ZM81 123V124H82ZM96 123V122H95ZM99 123V122H98ZM117 123V122H116ZM234 123V122H233ZM237 123V122H236ZM252 123V124H253ZM256 123V122H255ZM255 123H254V125H255ZM257 123H259V122H257ZM256 123V124H257ZM34 124H36V123H34ZM47 124V123H46ZM94 124V123H93ZM92 124V125H93ZM125 124V123H124ZM180 124H182V123H180ZM194 124V123H193ZM220 124V123H219ZM223 122H222V126H223ZM92 125H91V127H92ZM100 126H102L101 124H99ZM112 125V124H111ZM161 125H162V123H161ZM258 125V124H257ZM257 125H255V126H257ZM113 126V125H112ZM112 126H111V128H112ZM122 126H124V125H122ZM160 126V125H159ZM186 126V125H185ZM228 126V125H227ZM249 126V125H248ZM247 126V127H248ZM251 126V125H250ZM83 127V126H82ZM90 127V128H91ZM94 127V126H93ZM97 127V126H96ZM110 127V126H109ZM109 127H108V129H109ZM115 127H117V126H115ZM191 128H193V126H190ZM226 127V126H225ZM86 127H84V129H85ZM110 128V129H111ZM120 128H121V126H120ZM124 128V127H123ZM162 128V127H161ZM161 128H159L158 129V127L157 128H155V129H158V135H156V140H155V142H153V145L154 144H156L158 141H160V138L162 137L163 138V136H161L160 135V129ZM233 128V127H232ZM253 128V127H252ZM103 129H105V128H103ZM115 129V128H114ZM117 129V128H116ZM126 129V128H125ZM188 129V128H187ZM194 129H195V127H194ZM83 130V129H82ZM87 130H89V129H87ZM95 130V129H94ZM105 130H107V129H105ZM112 131H113V128L111 129ZM124 130V129H123ZM122 130V131H123ZM129 129H127V131H128ZM133 130H134V128H133ZM180 130V129H179ZM209 130V129H208ZM213 130V129H212ZM91 131V130H90ZM100 131V130H99ZM103 131V130H102ZM101 131V132H102ZM114 131H116V130H114ZM132 130H130V132H131ZM207 131V130H206ZM235 131V132H236ZM243 131V130H242ZM242 131H240V132H242ZM251 131V130H250ZM111 132V131H110ZM118 132V131H117ZM116 132V133H117ZM129 132V133H130ZM213 132V131H212ZM237 132H236V134H237ZM72 133V132H71ZM78 133H80V132H78ZM84 133V132H83ZM105 133V132H104ZM191 133V132H190ZM37 134V133H36ZM86 134V133H85ZM89 134H91V133H88L87 132V135H89ZM93 134V133H92ZM163 134V133H162ZM199 134V133H198ZM75 135V134H74ZM82 135V134H81ZM99 135H101V134H99ZM115 134H113V136H114ZM118 135V134H117ZM117 135H115L114 137H115V139L116 140H112L111 138H109L108 140H111L110 142H114V141H116V145L118 144L117 143V141L119 142V137L117 136ZM133 135V134H132ZM135 135V134H134ZM194 135V134H193ZM192 135V136H193ZM233 135V134H232ZM238 135V134H237ZM236 135V136H237ZM250 135V134H249ZM1 136V135H0ZM80 136V135H79ZM102 136V135H101ZM131 136V135H130ZM235 136V135H234ZM81 137V136H80ZM106 137V136H105ZM113 137V138H114ZM141 137V136H140ZM81 138H83V137H81ZM121 138H122V136H121ZM134 138H135V136H134ZM237 137H235L234 139H236ZM0 139V140H1ZM44 139V138H43ZM118 139V140H117ZM123 139V138H122ZM126 139V138H125ZM139 139V138H138ZM197 139H198V137H197ZM233 138L231 137V140H232ZM29 140V141H28ZM92 140H94V139H92ZM124 140V139H123ZM122 140V141H123ZM219 140V139H218ZM43 141V140H42ZM85 141V140H84ZM89 141H90V139H89ZM88 141V142H89ZM125 141H128V140H125ZM129 141H131V140H129ZM31 142V141H30ZM77 142V141H76ZM83 142V141H82ZM91 142V141H90ZM101 142V141H100ZM113 142H112V144L111 145H113ZM141 142V141H140ZM140 142H138V143H140ZM161 142V141H160ZM230 142V141H229ZM95 143H97V142H95ZM115 143V142H114ZM159 143V142H158ZM235 143V142H234ZM233 143V144H234ZM81 144H83V143H81ZM87 144V143H86ZM122 145H123V143H121ZM136 144V143H135ZM77 145V144H76ZM105 145L106 144H104V147H105ZM138 145V144H137ZM157 145V144H156ZM229 145V150L231 149V147L233 146L232 144H228ZM230 145H232V146H230ZM78 146V145H77ZM119 146H120V144H119ZM124 146H126V145H124ZM131 146V145H130ZM30 147V146H29ZM40 147V146H39ZM100 147V146H99ZM112 147V146H111ZM117 147H118V145H117ZM121 147V146H120ZM132 147V146H131ZM153 147H155V145L153 146ZM83 148V147H82ZM88 148V147H87ZM105 148H107V147H105ZM104 148V149H105ZM113 148H115V145H113ZM126 148V147H125ZM141 148V147H140ZM29 149V148H28ZM37 149V148H36ZM108 150H109V148H107ZM111 149V148H110ZM133 149V148H132ZM143 149V148H142ZM152 149V148H151ZM225 149H226V147H225ZM74 150V149H73ZM84 150H86V149H84ZM127 150H128V147H127ZM229 150H227V152L229 151ZM75 151H77V150H75ZM111 150H109V152H110ZM131 151H133V150H131ZM231 151V150H230ZM112 152V151H111ZM138 152V151H137ZM46 153V152H45ZM101 153V152H100ZM114 153H116V152H114ZM113 153V154H114ZM148 153V152H147ZM232 153V152H231ZM71 154V152L69 153V155ZM74 154V153H73ZM118 154V153H117ZM120 154V153H119ZM134 154V153H133ZM224 154V153H223ZM225 154H226V152H225ZM228 154H230V153H227V155ZM47 155V154H46ZM57 155V154H56ZM59 155H60V153H59ZM65 155V154H64ZM104 155L106 156V154L104 153ZM126 155V154H125ZM141 155V154H140ZM27 156H28V154H27ZM104 156V157H105ZM112 156V155H111ZM118 156V155H117ZM135 156H137V155H135ZM224 156V155H223ZM226 156V155H225ZM229 156V155H228ZM95 157V156H94ZM101 157V156H100ZM103 157V158H104ZM107 157V156H106ZM114 157V156H113ZM121 158H122V156H121ZM130 158V157H129ZM133 158V157H132ZM221 158V157H220ZM25 160L27 159V158H24ZM23 159V160H24ZM44 159V158H43ZM94 159V158H93ZM92 159V160H93ZM0 160V161H1ZM103 160V159H102ZM106 160H107V158H106ZM122 160H125L124 159V157L122 158ZM131 160V159H130ZM133 160V159H132ZM39 161V160H38ZM42 161V160H41ZM84 161V160H83ZM100 161V160H99ZM126 161V160H125ZM25 162V161H24ZM96 162V161H95ZM120 163H122V161L120 160L119 161ZM118 162V163H119ZM124 162V161H123ZM2 162H0V165H2L1 164ZM90 163V162H89ZM103 163V162H102ZM142 163V162H141ZM122 164H125V163H122ZM133 165V164H132ZM135 165V164H134ZM133 165V166H134ZM141 165V164H140ZM49 166V165H48ZM78 166V165H77ZM108 166V165H107ZM136 166V165H135ZM134 166V167H135ZM80 167V166H79ZM84 167V166H83ZM82 167V168H83ZM124 167V166H123ZM125 167H126V165H125ZM133 167V168H134ZM87 168V167H86ZM129 168V167H128ZM137 168H138V166H137ZM2 169V168H1ZM23 169V168H22ZM30 169V168H29ZM141 169V168H140ZM163 169V168H162ZM48 170V169H47ZM81 171H82V169H80ZM133 170V169H132ZM136 172H138V170L137 169H134ZM87 171L85 170V168H83V172H82V174H85ZM107 172V171H106ZM130 172H132V171H130ZM130 172H128V174L130 173ZM32 173V172H31ZM37 173V172H36ZM64 173V172H63ZM62 173V174H63ZM61 174V175H62ZM113 174V173H112ZM138 174V173H137ZM137 174H136V176H137ZM33 175H35V174H33ZM86 175V174H85ZM126 175V174H125ZM132 175V174H131ZM30 176V175H29ZM81 176V175H80ZM110 176H112V175H110ZM130 176V175H129ZM128 176V177H129ZM135 176V177H136ZM40 177V176H39ZM117 177H119V175L117 176ZM122 177V176H121ZM112 178V177H111ZM122 178H124V177H122ZM131 178V177H130ZM161 178V177H160ZM129 179V178H128ZM133 179H134V177H133ZM126 181H128L127 179H125ZM131 180H132V178H131ZM20 181V180H19ZM116 181V180H115ZM42 182V181H41ZM124 182V181H123ZM132 183V182H131ZM130 183V185L129 186H131L132 184ZM38 185H39V183H38ZM19 186H21V184L20 185H18L17 187H19ZM127 186V185H126ZM7 188H12L13 189V191H11L10 190V192H9V190L7 189ZM131 188H132V186H131ZM5 189H7L8 191L7 192H9V193H6L5 192ZM68 189V188H67ZM126 189V188H125ZM132 190V189H131ZM42 191V190H41ZM66 191V190H65ZM126 191V190H125ZM14 192V195H16V193ZM48 192V191H47ZM67 192V191H66ZM132 192V191H131ZM208 192V191H207ZM3 193H5L4 195H1V194H3ZM19 193H20V191H19ZM55 193V192H54ZM36 194V193H35ZM45 194V193H44ZM130 194V193H129ZM209 194V193H208ZM211 194V193H210ZM19 195H21V197H22V194H19ZM43 195V194H42ZM133 195V194H132ZM25 196V195H24ZM61 197H62V195H60ZM130 196V195H129ZM134 196V195H133ZM20 197V198H21ZM60 197V198H61ZM209 197H210V195H209ZM208 197V198H209ZM6 198V197H5ZM13 198H15L14 196H13ZM29 198V197H28ZM48 198V197H47ZM59 198V197H58ZM59 198V199H60ZM128 198V197H127ZM205 198V197H204ZM207 198V197H206ZM207 198V199H208ZM211 198V197H210ZM209 198V199H210ZM16 199V198H15ZM22 199V198H21ZM62 199V198H61ZM60 199V200H61ZM129 199V198H128ZM212 199V198H211ZM210 199V202L212 201ZM9 200V199H8ZM17 200V199H16ZM193 200V199H192ZM6 201V200H5ZM5 201H2V199L0 200V202H1V204H2V202L4 203ZM22 201H23V199H22ZM196 201H198V200H196ZM201 201H203V199L201 200ZM200 201V202H201ZM208 201V200H207ZM207 201L205 200V204L207 203ZM7 202V201H6ZM9 202V201H8ZM193 202H194V200H193ZM199 202V201H198ZM199 202V203H200ZM209 202V203H210ZM19 203V202H18ZM20 203H23L24 204V201L23 202H20ZM85 203V202H84ZM0 204V205H1ZM14 204V203H13ZM190 204V203H189ZM192 204V203H191ZM196 204V203H195ZM194 204V205H195ZM16 205H18V204H16ZM21 205V204H20ZM160 205V204H159ZM158 205V206H159ZM193 205V204H192ZM191 205V206H192ZM7 206V205H6ZM19 206V205H18ZM17 206V207H18ZM22 206V205H21ZM161 206V205H160ZM165 206H166V204H165ZM4 207V206H3ZM9 207V206H8ZM30 207V206H29ZM164 207V206H163ZM194 207H196V206H194ZM204 207V206H203ZM14 208V207H13ZM158 208V207H157ZM161 208H162V206H161ZM160 208V209H161ZM198 208H199V206H198ZM0 209H1V207H0ZM16 209V208H15ZM15 209H13V210H15ZM17 209H19V207L17 208ZM21 209V208H20ZM28 209H31V208H28ZM206 209H207V207H206ZM27 210V209H26ZM156 210V209H155ZM195 210V209H194ZM30 211V210H29ZM159 212H160V210H158ZM198 211V210H197ZM206 210L204 209V212H205ZM250 211V210H249ZM13 212V211H12ZM11 212V213H12ZM16 212H17V210H16ZM33 212V211H32ZM59 212V211H58ZM174 212V211H173ZM191 212V211H190ZM194 212V211H193ZM192 212V213H193ZM201 212H203V211H201ZM7 213V212H6ZM9 213V212H8ZM63 213V212H62ZM175 213V212H174ZM180 213V212H179ZM188 213V212H187ZM249 213V212H248ZM14 214V213H13ZM18 214H19V212H18ZM177 214V213H176ZM195 214V213H194ZM205 214V213H204ZM15 215H16V213H15ZM188 215H190L189 213H188ZM250 215H251V213H250ZM18 216V215H17ZM20 216V215H19ZM143 216V215H142ZM181 216H183V215H181ZM180 216V217H181ZM186 216V215H185ZM196 216H198V215H196ZM248 216H249V214H248ZM180 217H179V221L181 220L180 219ZM199 217V216H198ZM198 217H194L195 219H197L198 220ZM203 217V216H202ZM3 218V217H2ZM20 218H21V216H20ZM172 218V217H171ZM188 218V216L186 217V219ZM189 218H190V220H192V222H194V220H193V218L191 217V216H189ZM188 218V219H189ZM192 218V219H191ZM247 218V217H246ZM23 219V218H22ZM25 219V218H24ZM27 219V218H26ZM58 219V218H57ZM144 219V218H143ZM200 219V218H199ZM253 219H254V217H253ZM202 220V219H201ZM240 220V219H239ZM63 221V220H62ZM182 221H184L183 219H182ZM196 221V220H195ZM200 221V220H199ZM59 222V221H58ZM61 222V221H60ZM177 222V221H176ZM175 222V223H176ZM140 223V222H139ZM144 223V222H143ZM188 223V222H187ZM189 223H191V222H189ZM188 223V224H189ZM242 223V222H241ZM145 224V223H144ZM174 224V223H173ZM192 224H195V223H191V225ZM251 224V223H250ZM133 225H134V223H133ZM145 225H147L148 226V224H145ZM201 225V224H200ZM138 226V225H137ZM146 226V227H147ZM151 226H153V230L155 231L154 233L155 234H157L156 236H158V234H160L161 233V225H159L158 223H153V224H151ZM178 226V225H177ZM194 226L195 225H193L192 227H193V231H194ZM210 226V225H209ZM263 226H264V224H263ZM262 226V227H263ZM172 227V226H171ZM252 225L251 226H249V225H247V223L246 224H244L243 226H242V228L241 229H239V231L240 232H238L237 233V231H236V234H231V233H225L226 234V236L224 235L223 237L224 238H222V239H225L226 241H228L229 242V244L231 245V247H230V250L229 251H227L226 253H222V254H220L219 256V258L218 259H213L212 258V256L210 255V257L208 256V254L207 255H202L201 253V251L200 250H202V248L205 246V248H206V246H208V244L205 242V240L206 239H204V240H202V241H200V238L197 240V236H194L195 237V239L196 240H193V239H191L190 237H188V236H190V235H192V232H190V230H188L187 231V234H188V236H187V238L186 239H188L186 242L184 241L185 240V237H186V235H185V237H184V239H182V242H181V244L180 243H178V244H180V246L179 245H177V247L178 248H173V246L171 245H168V253L166 254V256H167V258H166V263L165 264H229L230 263V261H232L231 260V258L233 259V257H234V255H233V252L234 251H236L237 249H238V255L236 256V260L234 259L233 260V262H231L230 264H264V239H262L261 241L263 242L262 243V245H260L259 246V248L256 250V249H252V247L250 248L249 247V245H251V244H249V240H250V238L249 239H247V236L251 233V230H252ZM253 227L255 228V226L253 225ZM180 228V227H179ZM189 228V227H188ZM240 228V227H239ZM264 228V227H263ZM163 229V228H162ZM181 229V228H180ZM137 230H139V229H137ZM182 230V229H181ZM163 231H164V229H163ZM196 231H198V230H196ZM196 231H194L195 233H196ZM254 231V230H253ZM256 231V230H255ZM142 232H144L143 230L142 231H139V233H141L142 234ZM189 232V233H188ZM262 232H263V234H264V230H262ZM262 232L260 233V236H261V234H262ZM38 233V232H37ZM145 233V232H144ZM146 233H148V231L146 232ZM163 233V232H162ZM221 233V232H220ZM223 233H224V231H223ZM223 233H221V234H223ZM252 233H254V232H252ZM251 233V234H252ZM130 234V233H129ZM140 234V235H141ZM190 234V235H189ZM196 234H198V232L196 233ZM195 234V235H196ZM201 234V233H200ZM203 234V233H202ZM231 234V235H230ZM63 235V234H62ZM81 235V234H80ZM132 235H134V234H132ZM149 235H150V233H149ZM161 235V234H160ZM175 235V234H174ZM39 236V235H38ZM131 236V235H130ZM135 237H136V235H134ZM133 236V237H134ZM144 236H145V234H144ZM143 236V237H144ZM146 236H148V234L146 235ZM208 236V235H207ZM31 237V236H30ZM133 237H130L129 239H131V238H133ZM138 237V236H137ZM151 236H149L148 238H150ZM153 237V236H152ZM150 238V240H143V241H146V242H144V244L146 243L147 244V246H148V248H147V250L148 249H154V248H152V244H154V247L156 248V249H159V243L156 241V237H154V238ZM200 237H201V235H200ZM220 237V236H219ZM263 237V236H262ZM159 239H160V236L158 237ZM217 238V237H216ZM256 238V237H255ZM264 238V237H263ZM145 239V238H144ZM163 239V238H162ZM56 240V239H55ZM142 240V239H141ZM164 240V239H163ZM165 240H166V238H165ZM175 240H176V238H175ZM208 240V239H207ZM36 241V240H35ZM44 241V240H43ZM161 241V240H160ZM168 241V240H167ZM210 241V240H209ZM212 241H213V239H212ZM222 241V240H221ZM260 240H259V243L261 242ZM177 242V241H176ZM180 242V241H179ZM184 242V243H183ZM45 243V242H44ZM72 243V242H71ZM143 242L141 241V243L140 244H142ZM209 243V242H208ZM211 243V242H210ZM209 243V244H210ZM252 243H254V242H252ZM145 244V245H146ZM170 244V243H169ZM205 244H207V245H205ZM256 244V243H255ZM122 245V244H121ZM151 245V246H150ZM218 245V244H217ZM254 245V244H253ZM253 245H251V246H253ZM147 246H145V247H147ZM254 246H257V245H254ZM142 247H144V246H142ZM164 247V246H163ZM68 248V247H67ZM256 248V247H255ZM16 248H14V250H15ZM30 250V249H29ZM74 250V249H73ZM62 251V250H61ZM140 251H141V249H140ZM162 251V250H161ZM142 252H147V251H141V253ZM149 252V251H148ZM148 252L146 253V254H148ZM155 252V251H154ZM199 252H201V253H199ZM66 253H67V250H66ZM150 253H153V252H150ZM87 254V253H86ZM214 254V253H213ZM79 255V254H78ZM149 255V254H148ZM152 255V254H151ZM150 255V256H151ZM160 255V254H159ZM232 255H233V257H232ZM85 256V255H84ZM145 257L147 256V255H144ZM83 257V256H82ZM92 257H93V255H92ZM91 257V258H92ZM162 257V256H161ZM215 257V256H214ZM159 258V257H158ZM2 260H1V262L2 263H4L3 261H5V260H3V258H1ZM76 259H77V257H76ZM149 259V258H148ZM78 260H80V256H79V259ZM82 261H84L83 259H81ZM147 260V259H146ZM160 260V259H159ZM142 261V260H141ZM144 261V260H143ZM149 261V260H148ZM158 261V260H157ZM235 261V262H234ZM0 262V263H1ZM79 262V261H78ZM87 262V261H86ZM150 262V261H149ZM1 263V264H2ZM143 263V262H142ZM162 263V262H161ZM118 264V263H117Z\"/></svg>","mask_w":264,"mask_h":264}]
</instances>
